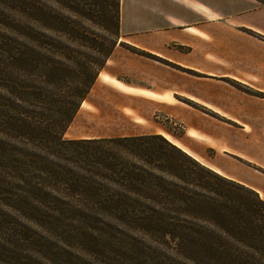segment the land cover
<instances>
[{"label":"crops","instance_id":"1","mask_svg":"<svg viewBox=\"0 0 264 264\" xmlns=\"http://www.w3.org/2000/svg\"><path fill=\"white\" fill-rule=\"evenodd\" d=\"M148 135L264 199V0H120L119 42L64 139Z\"/></svg>","mask_w":264,"mask_h":264},{"label":"trees","instance_id":"2","mask_svg":"<svg viewBox=\"0 0 264 264\" xmlns=\"http://www.w3.org/2000/svg\"><path fill=\"white\" fill-rule=\"evenodd\" d=\"M110 17L119 35L120 0L112 3ZM93 72L75 75L70 101L48 125L30 113H9L0 101L12 133L38 132L42 138L35 154L17 156L9 148L0 157L15 159V178L28 176L29 189L13 196L26 204V213L42 215L48 225L137 233L141 244L164 249L158 259L163 264H264V199L254 190L205 167L161 135L64 139L97 79L99 72Z\"/></svg>","mask_w":264,"mask_h":264},{"label":"rangeland","instance_id":"3","mask_svg":"<svg viewBox=\"0 0 264 264\" xmlns=\"http://www.w3.org/2000/svg\"><path fill=\"white\" fill-rule=\"evenodd\" d=\"M114 1L0 0V101L9 113H30L47 125L56 119L70 101L75 75L100 72L106 53L119 42L110 17ZM0 115H6L0 117V157L9 148L17 156L43 148L38 132L12 133L9 114ZM2 161L0 264H163L158 259L164 249L141 244L137 233L48 225L42 215L26 213L25 203L17 212L21 205L13 196L29 189L28 176L15 178V159Z\"/></svg>","mask_w":264,"mask_h":264}]
</instances>
